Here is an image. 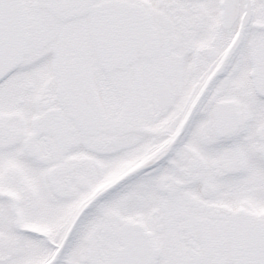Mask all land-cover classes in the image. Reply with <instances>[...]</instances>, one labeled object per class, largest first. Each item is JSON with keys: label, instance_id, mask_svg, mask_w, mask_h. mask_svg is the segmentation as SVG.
Here are the masks:
<instances>
[{"label": "snow or ice", "instance_id": "snow-or-ice-1", "mask_svg": "<svg viewBox=\"0 0 264 264\" xmlns=\"http://www.w3.org/2000/svg\"><path fill=\"white\" fill-rule=\"evenodd\" d=\"M0 264H264V0H0Z\"/></svg>", "mask_w": 264, "mask_h": 264}]
</instances>
